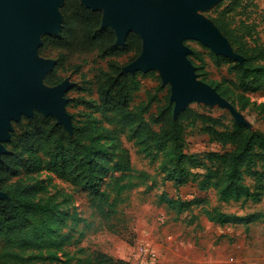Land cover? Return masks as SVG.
Returning a JSON list of instances; mask_svg holds the SVG:
<instances>
[{
	"label": "trees",
	"instance_id": "16d2710c",
	"mask_svg": "<svg viewBox=\"0 0 264 264\" xmlns=\"http://www.w3.org/2000/svg\"><path fill=\"white\" fill-rule=\"evenodd\" d=\"M239 1L231 0L213 21L242 58L231 69L237 87L245 92L264 85V44L256 41L249 29L231 26L227 15ZM59 11V33L43 34L38 48L39 56L55 60L43 82L55 86L64 74L77 73L82 64L89 63L93 74L88 84L95 90L97 102L84 122L73 124L71 132L53 116L39 111L24 118L23 125L12 132L7 143L9 151L0 160V190L5 189L10 177L18 179L9 185L7 197L0 199V264H130L82 245L83 232L77 238L74 234L79 222L88 219L76 207L59 209L52 199L47 203L28 199L29 186L22 180L41 170L53 173L62 181L84 188L92 215L108 220L117 214L127 192L139 185L136 179L141 176L133 170L125 142L143 150L149 139L160 147L171 143L172 161L165 179L178 187V196L169 198L167 204L178 213L191 210L201 201L199 194L211 190L220 202L233 200L243 205L261 200L264 131L244 123L227 126L216 117L185 108L174 120L166 117L167 112L153 118V122H160V129L145 136L141 120H136L138 124L133 128L131 99L140 88L138 76L146 74L122 72V65L111 61L131 51L136 57L142 50L140 37L130 32L123 45H115L114 30L101 25L102 10L88 8L80 0H64ZM101 61H106V66ZM183 121L189 126L199 122L200 130L211 141L228 148L201 155L183 152ZM198 166L204 171L192 170ZM247 177L253 180L252 186L245 182ZM188 186L194 187L191 198L179 191ZM205 214L220 224L238 221L216 209L206 210Z\"/></svg>",
	"mask_w": 264,
	"mask_h": 264
},
{
	"label": "rangeland",
	"instance_id": "374dc122",
	"mask_svg": "<svg viewBox=\"0 0 264 264\" xmlns=\"http://www.w3.org/2000/svg\"><path fill=\"white\" fill-rule=\"evenodd\" d=\"M230 1L217 0L199 8L196 13L216 27L213 18ZM227 16L232 27L249 29L252 37L264 44V0H240L236 9L229 11ZM227 42L235 52L228 39ZM182 45L188 50L186 58L192 64L197 79L210 85L226 99L234 107L236 116L218 102L199 98L189 100L185 108L216 117L227 126L244 123L264 131V85L245 92L237 87L231 68L235 62L242 60L241 56L237 53L240 58L234 60L217 54L194 38L183 39ZM140 53L134 57L131 51L111 61L122 65L123 69ZM100 63L106 66V61ZM142 73L146 75L138 76L140 88L132 96L131 108L135 113L133 128L138 124L136 120H141L144 135L147 136L150 131H159L160 122L152 120L162 112H167L166 117L175 119V102L171 99V82L163 80L158 68ZM92 74L93 67L84 63L79 72L71 71L62 76L61 82H70L63 94L64 108L71 123L70 132L74 123L86 120L97 102L95 90L88 84ZM35 111L40 112L34 108L31 117ZM24 118L29 117L22 114L19 120L10 121L9 139L1 143L4 147L2 154L9 151L7 143L11 140V134L23 125ZM186 124L187 121H183L180 131L183 152L201 155L228 148L211 141L200 130L199 122L192 126ZM125 144L130 149L133 170L141 176L136 179L139 185L127 192L118 205L117 214L110 219L101 221L92 215L88 192L84 188L62 181L45 170L22 178L29 186L26 197L40 203L52 199L59 205V209L76 207L88 221L79 222L74 238L82 231V245L124 259L130 264H264V194L259 202L248 201L242 205L240 201L233 200L220 202L211 190L199 194L201 201L191 206V210L178 213L167 204L169 198L178 196V187H174L171 180L165 179L166 170L172 161L171 143L165 142L160 147L158 142L149 139L144 144L146 150L132 142ZM192 170L204 171L201 166ZM17 179L10 177L5 189L0 192L7 197L9 185ZM189 181L194 182L190 178ZM245 182L251 186L254 184L249 177ZM184 187L179 191L182 190L185 198H191L194 187ZM67 198L69 200L64 203ZM212 209L236 217L238 221L220 224L210 220L205 211Z\"/></svg>",
	"mask_w": 264,
	"mask_h": 264
},
{
	"label": "water",
	"instance_id": "95a60500",
	"mask_svg": "<svg viewBox=\"0 0 264 264\" xmlns=\"http://www.w3.org/2000/svg\"><path fill=\"white\" fill-rule=\"evenodd\" d=\"M217 0H80L88 8L102 10V26L116 34L115 45H123L128 33L142 41L140 55L122 72L161 71L172 85L174 116L194 98L215 101L236 116L234 107L214 88L197 79L186 58L185 38H194L215 53L234 60L239 55L217 27L196 11ZM63 0H0V158L3 141L9 139L10 121L22 114L31 118L34 108L53 116L65 129L71 127L63 94L70 82L63 80L47 86L43 78L53 69L55 60L38 54L43 34H58ZM241 62V61H240ZM0 192V199L5 198Z\"/></svg>",
	"mask_w": 264,
	"mask_h": 264
}]
</instances>
